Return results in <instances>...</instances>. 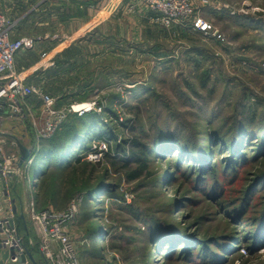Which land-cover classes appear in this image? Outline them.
I'll return each mask as SVG.
<instances>
[{
	"label": "rangeland",
	"instance_id": "rangeland-1",
	"mask_svg": "<svg viewBox=\"0 0 264 264\" xmlns=\"http://www.w3.org/2000/svg\"><path fill=\"white\" fill-rule=\"evenodd\" d=\"M93 1L0 0L14 39L39 44L25 62L30 86L53 100L55 113L95 102L88 114L99 116L109 142L99 163L58 174L53 166L35 186L36 211L84 199L67 229L82 264H264V0H194L188 20L170 23L141 0H100L98 30ZM6 99L0 111L13 121L4 128L35 144L46 133L43 102L32 97L26 104L35 109L20 120ZM68 114V122L88 115ZM239 135L233 157L227 148ZM137 137L170 145L134 178ZM178 145L202 147L206 163L174 156ZM207 165L213 170L202 171ZM171 228L188 241L159 245L157 232ZM203 251L213 256L203 259Z\"/></svg>",
	"mask_w": 264,
	"mask_h": 264
},
{
	"label": "built area",
	"instance_id": "built-area-1",
	"mask_svg": "<svg viewBox=\"0 0 264 264\" xmlns=\"http://www.w3.org/2000/svg\"><path fill=\"white\" fill-rule=\"evenodd\" d=\"M194 0H141L142 5L152 7L159 13H163L166 22L173 20L178 22L186 21L193 13L192 3ZM148 5V6H147ZM203 22V21H202ZM198 21L196 27L206 30L208 25ZM202 23V24H201ZM14 25L8 17L0 11V99L7 98V111L18 119H26L28 114L24 106L25 100L37 97L43 102V108L48 112L47 122L42 131L43 135H39L33 147L30 158L19 167L22 175H29L34 165L36 153L39 150V142L52 136L62 126V123L68 118V113L82 116L93 112L96 103H87L78 106H72L68 113L52 111L53 100L46 97L41 91L25 84L24 78L15 70V59L18 53L30 51L35 47L36 41L31 38L14 39ZM1 108V105H0ZM3 108V107H2ZM42 111V109H41ZM28 113V114H27ZM6 139L0 138V175L7 179L9 175L8 167L18 166L20 155L17 153H8L6 150ZM87 151H80L78 157L82 161L91 164L99 163L109 149V142L105 139H93ZM32 176V175H31ZM29 185L35 189L38 183L37 176L30 177ZM84 199L79 197L63 211L47 209L44 211H36L35 202L30 203L29 219L33 224V228L41 241V252L47 258L48 264H82L74 241L68 232V226L75 221ZM0 243L3 247L14 253L11 256L13 263H18L19 258L25 254V247L19 239L18 229L13 223V217L7 216L0 220ZM54 246H57V252H54Z\"/></svg>",
	"mask_w": 264,
	"mask_h": 264
},
{
	"label": "trees",
	"instance_id": "trees-1",
	"mask_svg": "<svg viewBox=\"0 0 264 264\" xmlns=\"http://www.w3.org/2000/svg\"><path fill=\"white\" fill-rule=\"evenodd\" d=\"M101 126L102 125L100 122V118L96 114H88L83 117H80L79 119L76 118V121L74 122H68L67 118L65 123L62 124V126L58 129L57 133H54L53 137L48 140H41L39 142V150L36 153L33 165L36 174L34 173L35 171L32 169L34 176H37L38 179L37 185H40L41 181L44 179V176L47 175V173H49L53 169V166L57 168L56 171L58 174L59 172H65L68 168H72L73 166L76 167L78 165L85 164L89 165V162L82 161L78 157V154L80 151H87L89 147H91L90 143L93 139H105L103 138L105 135L101 130ZM234 138L235 137H233L227 149L230 151L229 154L231 156L237 157L239 146L240 144H242L244 137L243 135H239L236 140H234ZM142 139L137 137L133 139L132 142L133 148L130 153V160L132 163H136L139 165L138 170L133 172L134 178H138L147 168H149V165H151L152 158L155 152H162L164 150V152L166 153L165 149H167L170 145L169 143H167V141H165V139H158L154 143H150V141L146 139V144L142 142ZM34 142L35 141L32 140V145H34ZM222 145L227 146L226 144L224 145V143H222ZM175 148L176 150L173 151L174 156L179 154V156L182 157L184 155L192 162V166H200L202 164H205L207 161L205 158H208L206 157L208 152L202 147H197L189 150L185 147L182 148V146L178 145ZM171 151L172 150L170 149L168 153H171ZM180 157L178 160L179 163H177L178 166L180 164H183V160ZM233 165L234 164L231 163V166ZM201 167L204 168L202 171H205L207 169L211 170V167L213 166L207 165ZM183 174V177L191 175L190 173L186 172L181 173V175ZM103 187L104 186H101L99 188V191L103 189ZM95 195L96 194L92 196L95 197ZM157 234L158 236L156 242L159 243V245L161 246L165 244V246L168 247L169 243L172 242L170 241V239L174 238V240L177 241L176 239L178 237L180 239H185V241H188L182 235V233H178V231L174 229H172L171 231L164 230L163 233L162 231H159L157 232ZM259 242L260 239L257 237L255 245ZM203 252V259L209 257L211 258L213 256L208 254L206 251Z\"/></svg>",
	"mask_w": 264,
	"mask_h": 264
},
{
	"label": "crops",
	"instance_id": "crops-1",
	"mask_svg": "<svg viewBox=\"0 0 264 264\" xmlns=\"http://www.w3.org/2000/svg\"><path fill=\"white\" fill-rule=\"evenodd\" d=\"M93 1V0H92ZM129 0H111L110 2L114 3H122V2H128ZM90 1H84L81 5L86 8L85 3H88ZM100 0L96 2H92L94 5V13L95 18L94 22H96V27L97 30L100 29V23H101V12L100 10H95V9H100ZM87 9V8H86ZM115 10V6L113 7ZM112 9V10H113ZM93 22V23H94ZM87 31V30H86ZM84 31V33L86 32ZM16 35V34H15ZM36 44L34 49L30 51L25 52H20L16 56L15 59V70L16 72L24 78V82L27 85H30V82L32 80V75L33 71L29 72V70L26 68L27 66L25 65L26 59H31L36 57V54L38 55V48ZM63 49V47L61 48ZM57 52V49H54L53 52ZM53 54V53H52ZM37 60V59H36ZM35 60V61H36ZM29 63L32 68L37 69L36 63ZM28 70V71H27ZM35 73V72H34ZM23 74V76H22ZM25 74V77H24ZM32 100V98L26 99L25 103L28 101ZM32 109H35L33 106L28 107L27 104L24 106V110L26 112H32ZM38 109V108H37ZM0 114L2 115L0 117V138H5L6 139V150L8 153H17L20 155V149L18 147L17 141L21 142L24 146L26 147H31L32 141H30V135L28 133L23 132V138L19 137L17 134V128H12V129H7L4 128V122L7 120L13 121L11 118L4 117L5 112L0 111ZM23 131H27L26 128H22ZM22 132V131H21ZM21 139V140H20ZM19 166L16 168L14 166H9L8 167V173L10 176H8L7 179L3 178L0 175V220L7 216H12L13 221L16 223L15 225L18 227V235L19 239L22 242L23 246L25 247V256L26 257V264H46V260L44 256L42 255V252L39 249L38 246V236L33 228V224L31 222H28L25 218V212L27 210V206L30 208V203L35 202V189L32 190V188L29 185V181L25 179V177L20 173L19 171ZM34 168H31L30 174L34 176V173L32 171ZM24 179V180H23ZM22 181H25L22 182ZM25 185V186H24ZM26 188V189H25ZM22 190H25L24 192L26 193L27 190V198L22 197ZM29 204V205H28ZM23 205H24V210H23ZM26 208V209H25ZM31 209V208H30ZM29 223V224H28ZM72 227V226H69ZM0 240L1 239V233H0ZM54 249H57V246H54ZM11 252L7 248L3 247L0 243V264H18V263H13L11 261Z\"/></svg>",
	"mask_w": 264,
	"mask_h": 264
},
{
	"label": "water",
	"instance_id": "water-1",
	"mask_svg": "<svg viewBox=\"0 0 264 264\" xmlns=\"http://www.w3.org/2000/svg\"><path fill=\"white\" fill-rule=\"evenodd\" d=\"M17 145H18V147H19V149H20V161H19V163H18V166L19 167H21L22 166V164L24 163V162H26L29 158H30V156H31V153H32V150H33V147H26V146H24L21 142H19V141H17ZM11 255H12V257L14 258V253L13 252H11ZM26 257L27 256H25V254H23L20 258H19V260H18V264H26V262H27V260H26Z\"/></svg>",
	"mask_w": 264,
	"mask_h": 264
}]
</instances>
